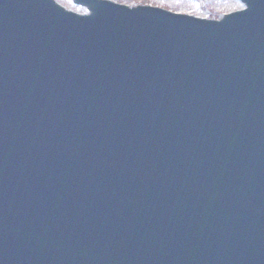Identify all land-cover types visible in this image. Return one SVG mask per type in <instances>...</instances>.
Wrapping results in <instances>:
<instances>
[{
    "label": "water",
    "instance_id": "water-1",
    "mask_svg": "<svg viewBox=\"0 0 264 264\" xmlns=\"http://www.w3.org/2000/svg\"><path fill=\"white\" fill-rule=\"evenodd\" d=\"M241 1L0 0V264H264V0Z\"/></svg>",
    "mask_w": 264,
    "mask_h": 264
},
{
    "label": "rangeland",
    "instance_id": "rangeland-1",
    "mask_svg": "<svg viewBox=\"0 0 264 264\" xmlns=\"http://www.w3.org/2000/svg\"><path fill=\"white\" fill-rule=\"evenodd\" d=\"M66 9L77 13L86 11L72 3V0H56ZM112 2L127 5H150L172 12L187 14L205 19H220L223 15L243 9L240 0H110Z\"/></svg>",
    "mask_w": 264,
    "mask_h": 264
}]
</instances>
